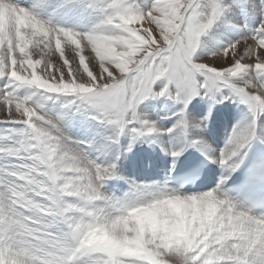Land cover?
I'll return each instance as SVG.
<instances>
[{"label":"snow or ice","instance_id":"1","mask_svg":"<svg viewBox=\"0 0 264 264\" xmlns=\"http://www.w3.org/2000/svg\"><path fill=\"white\" fill-rule=\"evenodd\" d=\"M106 8V19L96 29L79 33L53 29L33 12L0 0V79L8 82L0 89L7 116L3 124L21 126L0 135V264H148L123 251L121 243L134 228L127 223L130 213L140 208L156 212L162 227L178 229L185 237L182 250L161 251L164 264H264V218L222 198L220 186L198 196L159 193L148 199L143 195L146 187L135 188L124 199L105 196L100 189L115 178V162L100 167L84 153L70 150L58 122L49 119L41 105L32 106L18 96L25 87L75 94L66 109L84 111L90 119L112 126V143L131 127V149L157 131L137 113L146 99L166 97L186 108L201 92L215 99L228 88L248 107L253 122L234 129L211 162L235 171L237 158L254 138L255 117L264 113V23L244 39L254 43L243 55L232 66L218 69L194 56L201 38L225 12L219 0H153L146 12L138 11L134 0H107ZM146 21L155 25L159 40L151 27H137ZM238 44L212 56L235 54ZM69 45L74 46L73 61L78 59L75 68L65 54ZM33 46L40 50L39 59L28 51ZM86 49L94 55L86 58ZM55 53L62 60L59 66L48 59ZM246 57L254 63H243ZM93 61L98 75L90 68ZM37 66H42L39 72ZM84 75L86 80L78 78ZM158 81L165 82L159 92L153 87ZM179 115L177 127L185 123L184 111ZM181 154L170 153L174 159ZM169 203L179 210L166 206ZM113 225L122 227L111 242H85L89 233ZM156 243L147 233L145 244Z\"/></svg>","mask_w":264,"mask_h":264},{"label":"rangeland","instance_id":"2","mask_svg":"<svg viewBox=\"0 0 264 264\" xmlns=\"http://www.w3.org/2000/svg\"><path fill=\"white\" fill-rule=\"evenodd\" d=\"M253 1H255L257 3L259 2V8H258L259 13L258 14L260 16L259 15L257 16V18H258L257 20L260 23L258 21H256L255 19H252V22L248 21V18L251 19V15H250V11L249 12L247 11V7H249V4H248V1L247 0H219L220 4L223 3L224 5H229L228 7L230 8V10H228L227 8H225V12L224 13H226V15L223 14L220 17V19L217 21L216 25L206 35H204L201 38V40H203L204 42H207L209 44V46H208L209 49H214L218 45L219 38H223L224 34L227 35V31L228 30L229 31L231 30L232 27H229L228 25L226 26V22L229 23V21H230L229 20V16L230 15L233 17V15L235 13H237V16H235L236 17V24H233L234 25L233 28L235 27V31H237V32L238 31L240 32V29H242L244 31H247V30H255L256 31V29H258L260 27V25L262 24V22H264V15H263L264 14V0H253ZM105 2H107V0H105ZM142 2H143V4H142ZM152 3H153V0H134V7L138 11L146 12V11H148L147 9L151 7V4ZM38 4H39V7H42V6H45V5L51 7V10H49V8H45V9H48V11H47L48 13H50V14L52 13L50 18H52L56 22V27L58 25V28L57 29H68V30H72V31H75V32H79V33H88V32H91L93 29H96V27L98 25H100L106 19V16H107V8L103 6V4L106 5V3H103V4H99L98 5L95 2V0H88V1L86 0L85 3H79V0H77V2H75V3H69L68 0H34V1L32 0L31 3H30V6L35 7ZM88 4H91L92 6L89 7ZM231 8L234 11H232ZM44 12L46 13L45 10H44ZM222 22H224V24ZM221 24H223V27L224 28L220 27ZM148 25L149 24L146 25V23L144 22L143 25H137V27H151V28H153L152 29L153 32H154L153 34L159 40L160 39L159 32L156 30V28L153 25H149V26ZM218 26H219V28H216ZM255 31L253 33H255ZM235 40L236 41H239V40H237V38ZM74 43H76V46L77 47L80 46L78 42H75L74 41ZM52 47H53V49L55 48V42L54 41H53ZM62 47H64L63 44H62ZM227 47H229V45L225 46L224 49L227 48ZM35 48H36V50H35ZM35 48H30L28 51L30 52V54L32 55V57L34 59L35 58L39 59L40 56H41L40 50L37 47H35ZM261 52H262V54H264V50L263 51L261 50ZM65 54H66V57L70 61H73V57H74V46H71V45L66 46L65 47ZM84 54H85L86 58L94 55V54H92L90 52V49H86L85 52H84ZM17 55H19L18 52H17ZM48 59H51V61L53 62V64H55L57 66H59L60 64H62V60L60 59V56H59L58 53L50 54V56L48 57ZM81 63L83 64V57H81ZM77 64H78V59H76L75 61H73V67L75 68ZM41 68H42V66H37L38 72L41 70ZM90 68L94 71V73H96V71H99L98 64L96 62H94V61L92 63H90ZM85 70H87V69L85 68ZM65 74H67V69H65ZM58 75L59 74L57 73V76ZM81 77H83L84 80L87 79L86 75L81 76ZM199 79H203V78H199ZM1 82L4 83L2 85V89H3V88L6 87V85H7L8 82L5 81V80L4 81L2 80ZM159 82L160 83H165L164 81H158V83ZM157 89H159V88H157ZM222 91L223 92H227L229 98L231 99V102L226 101L229 104V108H226L227 110L228 109L230 110L231 107L232 108H235L236 105H237V107L242 108L243 104H241L240 101H237V98L234 97L230 91H228L226 89H224ZM38 93H36V95H34V96H42V95H40L41 92H38ZM162 99L163 98H161V100ZM219 100L220 99H219L218 93L216 94V99L214 100V102H211V100L208 99L207 102H208V106L209 107H207V109H210V107H211V109L216 110V111L213 112V113H210V112L207 113V111H206V113L204 115L206 116L207 119L205 120V118L203 117L204 118V122L210 123L209 120H211L214 117L213 114L216 116V118H218L219 115L217 113L220 112V109H218V111H217V109L215 108V106H217V103H218ZM52 101H53V103H51ZM46 103H47V105H46ZM40 104L43 107V111L46 109L47 111L51 112L52 114L57 112L53 116V118H54L53 120L59 122V126H61V125H63V126L65 125V126H68V127L75 126L80 131H82L80 128L86 130V129H88V127L89 128H93L95 126L93 119H89V114L88 113H86L84 111H77L78 113H75L76 112L75 109L72 110V111H68V109L64 108L65 105H66V103H64L62 105L63 107L61 108L60 103H58V101L56 99H53L52 98V99H49V100H44L42 103H39V105ZM221 104H223V103H221ZM157 108H159L160 110H167V109H169V110L173 111V106H171L170 104L167 105V106H165V103H161V102H160V104H157ZM245 109H246L245 111L244 110H241L242 111V115L245 114V112L247 111V108L246 107H245ZM64 110H65V112L67 110L68 112H66V113H69V114H66L64 112ZM79 112H81V113H79ZM151 112L156 115L157 112H158V110L155 107V108H153L151 110ZM250 115H252L251 112H249V116ZM258 115H259V113L257 114V116L255 118H257ZM262 115L264 116V113H261L260 114L259 120H256L255 119L256 121H259V126H258L257 122L255 121L256 122L255 127H256V131H258L264 137V132H263L264 130H262V128H261V127H263V124L261 123V119H262L261 116ZM79 117H80V120L79 121L81 123L76 122V118H79ZM246 117H248V116H246ZM232 118H233V114L231 116V119ZM231 119L229 120V125L230 126H234L233 125V120H231ZM252 119H253V116H252ZM252 119L250 118L251 123H252ZM2 122L3 121H1V123H0V127H3V123ZM161 125H162L163 128L165 127V125H163L162 123H161ZM175 125H177V124H175ZM101 126H102V124H101ZM101 126H100V128L102 129ZM183 127L189 128V123H184L183 124ZM192 127L195 129L194 126H192ZM9 128L11 130H15V129L18 130L21 127L19 128V125H12L11 124V125H6V127L3 128V129H1V130L9 129ZM172 128H174V126ZM64 129H67V128L64 127ZM184 130L185 131H183V130H177V131H173V132L174 133L179 132L178 133L179 135H182V134L185 135V133H186V135L189 136V139H191V138L192 139H196L194 137H190L189 132H188V129L186 130L184 128ZM91 131L94 133L93 129H91ZM95 131L97 132V130H95ZM159 131L160 130H157L153 134L156 138L159 136L158 135V132ZM163 133L165 135H168L169 134L168 131H163ZM131 136H132V132H129L128 134H124V136H121V138L119 139L120 141L118 143H116V144L110 142L111 144L108 145V146L98 145L99 147H103L102 149H103V151H105V152H101V154H103L101 156L102 159H103V162L106 163L104 165V167L108 166L107 163L110 161L109 160V158H110L109 154H112L113 156H117V154H118L119 149L121 148V146H125V144L126 145H129L131 143ZM148 138H147V140H148ZM197 139H199V138H197ZM202 139H203V137H202ZM144 141H145V138L144 139H140L137 142L138 143H141V142L144 143ZM165 141H166V139H165ZM172 141L173 140H171V142ZM148 142L149 143H155L154 141H148ZM94 143L97 144L98 141L97 142L95 141ZM160 144H162L161 141H160ZM106 147H107V149H106ZM198 147L201 150H206V148H205L206 146L205 147H202V145H198ZM163 148H165V146H163ZM75 150L76 151H79L78 147H76ZM164 151L166 153L169 152L167 148H165ZM119 154H120V152H119ZM107 156H108V158H107ZM120 157H121V155H120ZM120 159L121 158H119V160ZM110 163H112V161H110ZM169 207H173V206H169ZM173 208H175V207H173ZM176 209H177V211L179 210L178 207H176ZM146 214L143 215L142 217H140L137 220V222L134 225L133 230H129L128 231L127 238L123 242L125 244H128L132 248L134 247L133 250L136 251L135 252V256H137V255L141 256L142 255L141 257H144L145 259H147L148 264H159V263L160 264H164V261L161 259V251L182 250L185 247V237H184L183 233L180 230H178V229H171L170 230L167 226H163L162 227L161 224H160V221L158 219V214L156 213L154 215V211H151V212L149 211ZM139 220H140V222H139ZM149 232H151L153 234V236L157 240V243H156L155 246L146 245L145 244V237H146V234L149 233ZM132 248L130 249V252L131 251L133 252ZM139 256H137V257H139ZM158 259H159V262L157 261Z\"/></svg>","mask_w":264,"mask_h":264},{"label":"bare ground","instance_id":"3","mask_svg":"<svg viewBox=\"0 0 264 264\" xmlns=\"http://www.w3.org/2000/svg\"><path fill=\"white\" fill-rule=\"evenodd\" d=\"M34 1V0H33ZM88 1V0H87ZM248 1V4H249V7H247V11L249 12L250 11V15H251V19L250 18H248V21H250V22H252V19H255L256 21H258L257 19V16L259 15L258 13H259V11H258V8H259V2L257 3V2H255V1H253V0H247ZM40 2V1H39ZM43 2V1H42ZM41 2V3H42ZM48 2V1H47ZM91 2V1H90ZM147 2V1H146ZM149 2V1H148ZM35 3V2H34ZM33 3V4H34ZM57 3V2H56ZM80 3V2H79ZM92 3V2H91ZM106 3V2H105ZM220 3V2H219ZM263 3V2H262ZM142 4H143V2H142ZM95 5V4H94ZM99 5V4H98ZM152 5V4H151ZM78 6V5H77ZM103 6L104 7H106V5L105 4H103ZM139 6V5H138ZM145 6V5H144ZM221 6L225 9V8H227L228 10H230V8L228 7L229 5H224L223 3H221ZM33 7V6H32ZM150 7V6H149ZM231 7V6H230ZM236 7V6H235ZM64 8V7H63ZM73 9V8H72ZM84 9V8H83ZM150 8H148L147 10H149ZM232 9V8H231ZM82 11V10H81ZM232 11H234L233 9H232ZM224 15H226V13H224ZM264 15V14H263ZM235 16H237V13H235L234 15H233V17L230 15L229 16V23L228 22H226V26L228 25L229 27H232L231 28V30L229 31H227V35L226 34H224V36H223V38H219V41H218V45L214 48V49H209V44L207 43V42H204L203 40H201V45H200V47H199V49L197 50V52H196V54H195V56H194V59L197 61V62H203V63H207V64H209L210 66H215V67H217L218 69H223V68H225V67H230V66H232L233 64H234V61L236 60V59H239L242 55H243V53H244V51H245V49H246V47L247 46H249V45H251V44H253L254 42L253 41H251V40H244V39H246V38H248V37H251L254 33V31L255 30H247V31H244V30H242V29H240V32L238 31H235V27L233 28V24H236V17ZM248 16V15H247ZM246 16V17H247ZM260 16V15H259ZM69 17V16H68ZM40 19V18H39ZM41 20V19H40ZM81 21V20H80ZM263 21V20H262ZM82 22V21H81ZM231 22V23H230ZM259 22V21H258ZM146 23V25L147 24H149L147 21L145 22ZM223 24H224V22H222ZM260 23V22H259ZM262 23H264V22H262ZM223 24H221L220 25V27H222V28H224L223 27ZM150 25V24H149ZM148 25V26H149ZM154 27H155V25H153ZM252 26V25H251ZM261 26V25H260ZM63 27V26H62ZM238 27V26H237ZM216 28H219V26L218 27H216ZM244 28V27H243ZM250 28V27H249ZM153 29V28H152ZM248 29V28H247ZM257 30V29H256ZM154 33V32H153ZM205 38V37H204ZM237 38V40H239V44L237 45V48L234 50V53L235 54H233V52H231L230 51V53H229V56L228 57H224L223 56V54L221 53L220 55H218V56H215V57H213L212 56V54H214V53H220L223 49H224V47L225 46H227V45H232V43H235V42H238V41H236L235 39ZM234 41V42H233ZM31 48H35V46H33V47H31ZM35 50H36V48H35ZM263 51V50H262ZM33 58V57H32ZM34 59V58H33ZM35 59H37V58H35ZM95 62V61H94ZM243 63H246V64H250V63H254V59L253 58H251V57H246V58H244L243 59V61H242ZM94 64V63H93ZM40 70V69H39ZM116 75H119V73L114 69V68H112L111 69ZM95 74H99V71H96V73ZM79 79H84L83 77H79ZM3 79H0V89H2V85L4 84V83H2L1 81H2ZM4 81V80H3ZM6 81V80H5ZM163 85H164V83H156L153 87H154V91H160L161 89L160 88H162L163 87ZM157 88H159V89H157ZM224 89H226V90H228V91H230L231 93H232V95L234 96V97H236L235 95H234V93L230 90V89H228V88H223V89H221V91L220 92H218V96H219V101H218V103H217V106H215V108L217 109V111H218V109H220V112L219 113H217L218 115H219V117H220V121L221 122H223L224 121V118H225V120H227L228 122H229V120L231 119V116H230V114H229V112H230V110L228 109H226V108H229V104L226 102V101H229V102H231V99L229 98V96H228V94H227V92H223L222 90H224ZM38 92H41V94L40 95H42V96H34V95H36V93H38ZM39 94V93H38ZM18 96H19V98H21V99H25V98H27V100H28V103L30 104V105H32V106H36V105H39V103H42L44 100H49V99H56L57 101H58V103H60V105H61V108L63 107L62 105L64 104V103H66V104H68V103H70L74 98H75V94H63V93H46V92H44L43 90H39V89H35V88H29V87H25V88H21L19 91H18ZM237 98V101H239V98L238 97H236ZM208 99L209 100H211V102H214V100L216 99V95H215V99H212L209 95H205L204 94V92H201L200 93V95H198V96H196L195 98H193L192 100H191V102L187 105V107L185 108V106L182 104V103H178V102H175L174 100H172V99H168V98H163L162 100H161V98H159V99H153V98H149V99H146L145 101H143L139 106H138V108H137V113L143 118V119H146V120H148V121H150V122H152V123H154L155 125H156V127H157V130H160L159 132H158V137L156 138L154 135H152V136H150L149 138H148V140H147V138H145V141H144V144H149V142L148 141H154L155 142V144L157 145H159L162 149H163V146H165V148H167L168 149V151L169 152H175V151H180L183 147H184V145H185V141L186 142H188L187 143V145L190 147V146H193L192 145V138L191 139H189V136H187L186 135V133H185V135H179L178 133L179 132H176V133H174L173 131H177V130H183V131H185L184 130V128L187 130L188 129V132H189V135H190V137H194V138H199L198 140H200V141H202L203 143H202V147H205L206 148V150H201L199 147H198V145L196 146V148H198L201 152H203L205 155H207L209 158H211L212 160L214 159L213 157H215V153H217L216 152V150H215V148L213 147V146H211L210 144V141L208 140V138L206 139V135H204V133H202L204 130V127H205V123L206 122H204V118H205V120L207 119L206 118V116L204 115L205 113H206V111H207V113H213V112H215L216 110H213V109H211V107H210V109H207V107H209L208 106ZM51 101V100H50ZM221 101V102H220ZM47 102V101H46ZM55 102V101H54ZM160 102L161 103H165V106H167V105H171V106H173V111H171V110H169V109H167V110H160L159 108H157V104H160ZM51 103H53V101L51 102ZM57 103V102H56ZM221 103H223V104H221ZM242 104V103H241ZM41 105V104H40ZM46 105H47V103H46ZM244 106V107H243ZM243 106H242V108H240L241 110H246L245 109V107L247 108V111L245 112V114H243V116H241V119L240 118H238V120H237V123H236V126H235V129L237 128V127H247V126H249V125H251L252 123H251V120H250V118L252 119V115H250L249 116V109H248V107L246 106V105H244L243 104ZM156 107V109L158 110V112H157V114L155 115V114H153L152 112H151V110L153 109V108H155ZM176 109H175V108ZM179 107V108H178ZM65 108V107H64ZM72 110H74V109H68V111H72ZM67 110H66V112H68ZM181 111H184V120H185V123H189V128H187V127H183V125L182 126H180V127H177V125H175V124H178V122L180 121V119H181V117H180V115H179V113L181 112ZM64 112H65V110H64ZM65 112V113H66ZM75 112V111H74ZM221 112H223L224 114L222 115V114H220ZM44 113H45V115L49 118V119H54L53 118V116L57 113H51V112H49V111H47L46 109L44 110ZM63 113V112H62ZM72 113V112H71ZM75 113H78L77 111L75 112ZM74 113V114H75ZM79 113H81V112H79ZM247 113V114H246ZM66 114H69V113H66ZM260 114L261 113H259V115H258V117L257 118H255L256 120H259V117H260ZM15 115V114H14ZM239 115H240V113H239ZM85 116V115H84ZM213 118L211 119V120H209L210 121V123L214 126V127H216L217 129H219L220 127H221V124L220 125H217V122H218V119H216V116L213 114ZM246 116H248V117H246ZM204 117V118H203ZM75 118V117H74ZM168 118V119H167ZM261 123L263 124V127H261L262 128V130H264V116L262 115L261 116ZM7 119V116H6V113H5V106L3 105V104H0V123H1V121H4V120H6ZM87 119V118H86ZM90 119V118H89ZM88 119V120H89ZM59 120V119H58ZM80 117L79 118H76V122H79V123H81L80 121ZM231 120H233V119H231ZM255 120V121H256ZM94 121V124H95V126L93 127V128H89L88 127V129H86L85 131L87 132V137H88V140H90V141H92V142H97L98 141V145H102V146H108V145H110L111 143V141L109 140V137H111V136H113L114 135V133H115V129L112 127V126H107V125H102L101 126V124L99 123V122H97L96 120H93ZM252 122H253V119H252ZM257 122V124H258V126H259V121H256ZM256 122H255V124H256ZM3 123V122H2ZM161 123L163 124V125H165V127L163 128L162 127V125H161ZM58 124H59V122H58ZM74 124V123H73ZM89 124V123H88ZM6 125H11V124H3V127H0V135H6L7 134V131L6 130H11L10 128L9 129H4V130H1V129H3V128H5L6 127ZM233 125H234V122H233ZM82 126V125H81ZM100 126L102 127V129L100 128ZM174 126V128H172ZM192 126H194L195 127V129L192 127ZM18 127V126H17ZM21 126L19 125V128H20ZM62 129H63V131H65V129H64V126L63 125H61L60 126ZM136 127H139L138 125L136 126ZM231 128L233 127V126H230ZM222 128V127H221ZM91 129H93V131H94V133L91 131ZM170 129H172L173 131H169ZM16 130V129H15ZM95 130H97V132L95 131ZM163 131H168L169 132V136H170V139L171 140H173L172 142H171V145H167L166 144V141H165V139H167V135H165L164 133H163ZM254 131H255V135H254V137L255 136H257V135H259L260 136V138H261V140L264 142V137H263V135L262 134H260L258 131H256V127L254 128ZM129 132H132L131 131V127L130 128H128V129H126L125 130V132L123 133V134H121L120 136H119V139L121 138V136H124V134H128ZM264 132V131H263ZM85 134V133H84ZM206 134V133H205ZM66 135V134H65ZM86 135V134H85ZM68 138H69V140H70V144L68 145V147H69V149L70 150H73V151H75V149H76V145H74L73 143H72V140L73 139H76L77 137H75V136H73V135H71L70 133L68 134V135H66ZM202 137H203V139H202ZM99 139V140H98ZM120 140H118V142H119ZM160 141L162 142V144H160ZM117 142V143H118ZM85 143H86V141H85ZM114 144H116V143H114ZM113 144V145H114ZM89 145L91 146V144L89 143ZM91 148H93L92 146H91ZM164 148V149H165ZM209 148V149H208ZM106 149H107V147H106ZM163 149V150H164ZM126 150H129V145H126L125 144V146H121V148L119 149V152H120V154H119V152H118V154H117V156H113L112 154H109V156H110V158H109V160L110 161H112V163L113 162H115V164L117 165V162H119L120 160H119V158H121L122 157V155H123V152L124 151H126ZM209 150V151H208ZM220 152H221V150H219ZM112 152V151H111ZM120 155H121V157H120ZM107 158H108V156H107ZM110 161L107 163V165H109V164H111L110 163ZM176 208V207H175ZM151 212V211H150ZM156 213L154 212V215H155ZM147 215V214H146ZM151 216V215H150ZM153 217V216H152ZM156 218V217H155ZM145 220V219H144ZM148 220V219H147ZM137 222V221H136ZM139 222H140V220H139ZM147 222V221H146ZM143 223V222H142ZM144 224V223H143ZM152 225V224H151ZM159 225V224H158ZM139 227V226H138ZM143 227V226H142ZM105 241H107V238H105ZM103 242V241H102ZM109 242H111V241H107V242H103V243H109ZM132 247L131 246H129L128 244H125L124 242H123V251H125V252H127V253H129V254H131V255H134L135 256V250H133L134 249V247L132 248V250H133V252L131 251L130 252V249H131ZM139 252V251H138ZM158 253V252H157ZM137 254V253H136ZM137 256H139V255H137ZM142 256V255H141ZM141 256H139V257H141ZM142 258H144V257H142ZM147 260V259H146ZM158 262H159V259L157 260ZM156 262V261H155ZM162 263V262H161ZM160 264V263H159Z\"/></svg>","mask_w":264,"mask_h":264},{"label":"clouds","instance_id":"4","mask_svg":"<svg viewBox=\"0 0 264 264\" xmlns=\"http://www.w3.org/2000/svg\"><path fill=\"white\" fill-rule=\"evenodd\" d=\"M159 193L156 192H152L150 190H146L143 195L145 196V198H152L155 195H158ZM193 196H198V195H193ZM172 203H169L166 206H171ZM149 210L148 209H136L133 210L130 215H129V219L127 221L128 224L130 225H135L136 221L142 217L143 215H145ZM220 211H225V209L221 208ZM118 227H122L121 225H113L110 228H101L98 229L95 232H91L89 233L86 238H85V242L86 243H100V242H107V241H112V237H113V233L116 232ZM105 238H107V241H105ZM123 243V241L121 242Z\"/></svg>","mask_w":264,"mask_h":264}]
</instances>
